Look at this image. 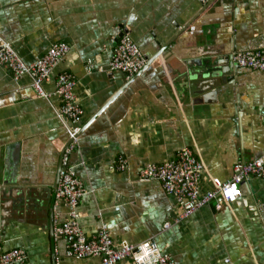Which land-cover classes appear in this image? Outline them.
Returning <instances> with one entry per match:
<instances>
[{
    "label": "crops",
    "instance_id": "crops-1",
    "mask_svg": "<svg viewBox=\"0 0 264 264\" xmlns=\"http://www.w3.org/2000/svg\"><path fill=\"white\" fill-rule=\"evenodd\" d=\"M122 32L146 59L132 79L109 68ZM263 36L264 0H0V37L24 62L69 46L43 88L53 92L60 72L76 80L84 112L70 163L87 191L78 212L88 237L106 223L115 243L155 238L176 264H264V177L246 179L230 206L210 202L174 221L175 198L139 176L188 146L205 166V192L211 177L264 155V72L230 61ZM60 107L0 65V252L24 249L21 264H101L66 256L55 234L68 219L55 188L73 126Z\"/></svg>",
    "mask_w": 264,
    "mask_h": 264
},
{
    "label": "built area",
    "instance_id": "built-area-1",
    "mask_svg": "<svg viewBox=\"0 0 264 264\" xmlns=\"http://www.w3.org/2000/svg\"><path fill=\"white\" fill-rule=\"evenodd\" d=\"M68 51L67 44L55 43L42 56L26 63L12 45L0 37V65L7 68L15 80L29 75L37 97L57 96L61 101L59 117L73 124L69 128L70 141L62 153L55 188V204L63 202L68 208L67 221L58 223L55 227V234L65 239V255L79 258L99 257L101 264H118L127 259L132 264H176L173 257L160 248L155 238L137 245L117 244L106 223H101L91 237L84 233L79 222L78 205L87 191L76 173V166L70 163V154L80 132V127L76 124L80 122L84 112L75 94L76 80L70 73L60 72L55 77L53 92L49 93L43 88V82L49 79L56 64ZM230 61L238 67L264 72V36L257 46H248L233 53ZM145 65L146 59L137 43L128 32L121 33L112 47L110 70L120 71L127 79H132ZM124 166V161L120 159L119 169L122 170ZM204 170V164L194 155L192 149L184 146L175 158L147 164L139 176L141 180L159 181L165 192L175 198L180 212L174 221H180L210 202H214L216 210L225 205L230 206L241 196V184L246 179L264 177V155L251 161L236 162L229 179L219 181L211 177L212 188L202 192L200 181ZM169 226V222L164 223L165 229ZM25 259L26 251L22 248L0 252V264H21Z\"/></svg>",
    "mask_w": 264,
    "mask_h": 264
},
{
    "label": "water",
    "instance_id": "water-1",
    "mask_svg": "<svg viewBox=\"0 0 264 264\" xmlns=\"http://www.w3.org/2000/svg\"><path fill=\"white\" fill-rule=\"evenodd\" d=\"M122 33H124V32H122ZM229 65V64H228ZM231 66L229 65L228 66V68H230ZM222 71V73H224V70L222 69L221 70ZM70 141V140H69ZM69 141L66 143V145L69 143ZM66 145L63 147V149H62V153H63V151H64V149L66 148ZM59 169H60V167H59ZM59 169H58V171H59ZM57 180H58V174H57Z\"/></svg>",
    "mask_w": 264,
    "mask_h": 264
}]
</instances>
